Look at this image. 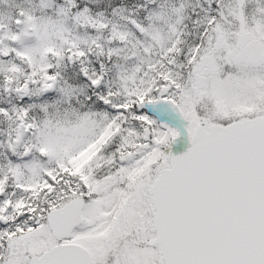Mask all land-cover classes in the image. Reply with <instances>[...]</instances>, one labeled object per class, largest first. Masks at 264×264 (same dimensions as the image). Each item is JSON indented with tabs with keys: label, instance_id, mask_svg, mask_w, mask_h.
<instances>
[{
	"label": "snow or ice",
	"instance_id": "6c2138e0",
	"mask_svg": "<svg viewBox=\"0 0 264 264\" xmlns=\"http://www.w3.org/2000/svg\"><path fill=\"white\" fill-rule=\"evenodd\" d=\"M0 264H264V0H0Z\"/></svg>",
	"mask_w": 264,
	"mask_h": 264
}]
</instances>
